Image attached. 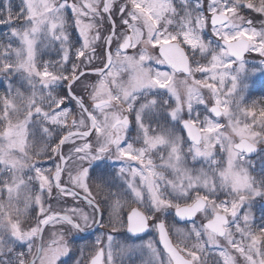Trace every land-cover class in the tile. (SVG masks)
<instances>
[{"label": "snow or ice", "instance_id": "snow-or-ice-1", "mask_svg": "<svg viewBox=\"0 0 264 264\" xmlns=\"http://www.w3.org/2000/svg\"><path fill=\"white\" fill-rule=\"evenodd\" d=\"M179 2L183 15L173 0H21L15 13L10 0L4 5L0 74L23 73L33 90L13 121V78L0 80L8 89L0 96V264H63L77 235L104 226L93 186L103 192L117 179L130 199L105 197L109 227L130 238L151 229L156 239L116 245L108 234L71 264H116L117 252L139 255L140 264H264V221L257 225L252 210L264 200V178L251 172L264 151V98L245 103L264 77V0ZM42 33L44 47L60 45L59 60L38 61ZM251 53L258 63L247 61ZM161 92L170 127L157 131L145 114H158ZM37 134L45 143L33 150ZM185 145L214 175L187 167ZM160 149L167 156L157 165ZM44 156L53 168L32 163ZM53 191L73 206L53 209ZM169 214L191 223L176 230V243L162 218Z\"/></svg>", "mask_w": 264, "mask_h": 264}, {"label": "rangeland", "instance_id": "rangeland-1", "mask_svg": "<svg viewBox=\"0 0 264 264\" xmlns=\"http://www.w3.org/2000/svg\"><path fill=\"white\" fill-rule=\"evenodd\" d=\"M10 2H11V6H12V12L13 13L17 12L19 10L21 0H10ZM173 2L176 3L178 12H180V14L183 15L184 8L180 4L179 0H173ZM8 3H9V0H0V15H3L6 13L7 9L4 7V5H6ZM69 31H71V30H69ZM8 32H9V29L7 26L0 25V43H5V44L8 43V36H7ZM206 35H207V33H206ZM208 38L212 41L213 47H216L218 45V42L214 38H212L210 36ZM39 41H40V43L37 46L38 61L42 62L44 60H49V61L59 60V58H60V45L59 44H56L53 42V43L48 44L47 47H44V44L47 43V39L43 33L40 35ZM73 44H75V38H73ZM113 50H115V45H113ZM148 51L151 52V49H149ZM195 58L201 59L199 56H197ZM7 59L14 60V57H8ZM246 59L249 63H258L259 60L261 59V57H259V55L256 53H251V54H246ZM94 62L99 63L98 60L94 61ZM56 67L58 69L59 65H56ZM10 77L13 78L12 79L13 87L11 89V96L15 102L17 109H19L18 112H14L12 119H13V121H15L17 119L22 120L23 115H24V105L27 102V98L30 97V94H31L33 89H32V86L29 85L27 77H25V75L23 73L16 72V73L0 74V80H4L5 85H7L8 78H10ZM124 78L125 79L127 78L126 75ZM177 81H178V83H181L180 94L183 96L184 92H185V88L183 87V84H182L183 77L178 76ZM32 85L35 86L37 91H43V89L40 87L39 83L37 81H35L34 79L32 81ZM63 87H65V85L63 83L58 84L56 86V91H60L61 88H63ZM17 90H19V93H21L22 95L18 94ZM76 91L78 93H82V89L79 87L76 88ZM7 93H8L7 87H0V96H3ZM82 94L87 98L86 93H82ZM158 98H159V104L161 105L160 107L157 106L158 114L146 113L145 114V122L150 123L151 126L154 129H156L157 131H161V130H164V129H167L168 127H170V125L167 122V118L165 116V105H164V101L168 100L169 97L165 93L161 92L158 94ZM206 98H207V96H206ZM262 98H264V77H259L256 79L255 84L253 86L252 95L249 97V99L247 101H245V103H249L252 99L260 100ZM68 107H69V109H76V105L74 102L69 103ZM196 110L200 111L201 109L199 108V106H197ZM233 112L236 115H239V112L236 110L235 105H233ZM72 119H73V117H71V116L68 118L69 125H71ZM241 119H243V117H241ZM221 122H224V121H221ZM134 136H135V130H133V132L129 134V139H131ZM44 143H45V141L39 136V134H37V136L35 137V143H34L33 150L41 148ZM49 143H50V141H49ZM64 151H65V153H67L68 148L66 147L64 149ZM161 155H164L166 157L167 156V149H160L158 152L152 153V158L156 162L157 165H159L161 163V160H160ZM184 157H185V162H186L187 167L193 169L194 174L196 173L197 170L203 168L207 172H209L210 174L214 175V173L212 172V166L210 165V163L204 161L203 159L197 161L195 164L192 162L191 153L188 151L187 145L184 146ZM223 158H224V154L218 152L217 153V159L223 160ZM252 159L255 162L254 168H251V166L249 165V167L251 168L252 175L255 176L257 178V180H260L261 178H264V151H262L260 154H258L256 157H254ZM37 162L40 163L45 168H53L54 167L53 160L49 159L47 156H44L42 159L34 158L32 161V163H37ZM107 163L110 165L111 170L118 169V167L120 166L119 162L114 163L112 161H108ZM160 170L164 171L165 175L171 174L170 171H167L164 169H160ZM64 179H65V181H67L68 177L65 176ZM162 187H163V185H162ZM117 191H119L124 198L130 199L128 192L126 190V186L124 185L123 181H121L119 179H117L113 185H110L108 188H105V190L103 192L99 191L98 189H96L93 186V194L96 196L97 200L101 201L102 208L104 210V216H103V221H102L104 226L103 227L99 226L97 228V230L86 239L81 238V237H79V238L75 237V239L73 240V244L75 246L73 247L72 257L62 258L63 264H71L73 259L80 258V248L86 249L84 254H85V256H87L89 254V250L91 249V246L94 244L95 240L97 238L106 237L108 234L113 235L114 244H116V245H118L120 241H125V240H129V239L134 240L136 243H139L140 240L156 239V233L154 230H151V229L149 230V232L146 235H144L142 237L130 238L125 233V230L123 228H120L119 226H117V230L113 231L109 227L108 211H107V207L104 204L103 200L105 199V197L108 195L109 192H117ZM165 191H167L166 188H165ZM46 201L48 204H51V206L55 210H60L62 208L73 206V201H72L71 197H68L67 199H65L63 197H59L58 193L56 191H53L52 198L49 199L46 197ZM87 210L89 212L91 211V209H87ZM252 210L255 214L256 224L259 225L262 221H264V200L257 199L256 201H254V203L252 205ZM125 211H127L126 208H125ZM159 218H161V217H158V219ZM162 218H164L166 220V225H167V227H168V229L172 235L173 243H176V241L178 239V236L176 234L177 229H188L191 227L190 222L189 223H183V224L176 223L174 218H173V214H169L167 217H162ZM197 224H199V220L197 221ZM25 226H27V224ZM106 244H107V241L105 240V245ZM140 260H141V257L139 255H134L131 257H129V256L121 257L118 254V252L116 255V264H140Z\"/></svg>", "mask_w": 264, "mask_h": 264}, {"label": "water", "instance_id": "water-1", "mask_svg": "<svg viewBox=\"0 0 264 264\" xmlns=\"http://www.w3.org/2000/svg\"><path fill=\"white\" fill-rule=\"evenodd\" d=\"M175 219L178 221V222H183V221H180L178 218L175 217Z\"/></svg>", "mask_w": 264, "mask_h": 264}, {"label": "trees", "instance_id": "trees-1", "mask_svg": "<svg viewBox=\"0 0 264 264\" xmlns=\"http://www.w3.org/2000/svg\"><path fill=\"white\" fill-rule=\"evenodd\" d=\"M260 213V212H259Z\"/></svg>", "mask_w": 264, "mask_h": 264}]
</instances>
